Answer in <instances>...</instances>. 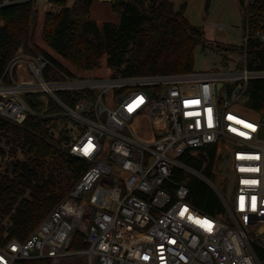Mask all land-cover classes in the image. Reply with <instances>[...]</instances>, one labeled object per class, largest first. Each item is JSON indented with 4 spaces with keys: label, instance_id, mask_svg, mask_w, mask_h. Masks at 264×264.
Here are the masks:
<instances>
[{
    "label": "built area",
    "instance_id": "1",
    "mask_svg": "<svg viewBox=\"0 0 264 264\" xmlns=\"http://www.w3.org/2000/svg\"><path fill=\"white\" fill-rule=\"evenodd\" d=\"M256 2L245 3L244 46L264 40V4L253 10ZM51 64L38 50L20 49L6 70L11 82L0 79V171L12 174L7 165L27 157L2 123L22 126L29 116L59 120L66 151L90 165L27 237L12 234L13 221L0 213V264L58 261L72 254L76 230L88 247L74 251L91 264H264V115L246 95L250 81L264 80V67L251 68L246 52L233 68L147 75L56 78ZM220 145L236 177L231 201L217 189L226 219L196 208L174 174L181 168L213 184L181 156Z\"/></svg>",
    "mask_w": 264,
    "mask_h": 264
},
{
    "label": "trees",
    "instance_id": "2",
    "mask_svg": "<svg viewBox=\"0 0 264 264\" xmlns=\"http://www.w3.org/2000/svg\"><path fill=\"white\" fill-rule=\"evenodd\" d=\"M0 0V79L11 82L6 71L20 49L36 50L50 60L56 78L61 72L78 75L65 67L50 52L35 44L34 1L2 5ZM59 9H44L43 39L79 71H88L107 57L115 75H147L194 70V50L208 46L201 26L186 16V5L179 9L173 0H111L120 21L98 23L91 17L94 0H49ZM245 8L246 0H240ZM264 0H257V10ZM210 0H207V7ZM223 49L247 53L251 68L264 67V40L251 37L247 46L226 45ZM247 105L264 115V80H252L247 90ZM28 99L33 103L34 97ZM143 123L150 125L147 119ZM59 120L29 116L22 126L3 122L4 134L25 148L23 161L7 165L12 174L0 171V213L13 221L10 231L27 237L72 190L89 168V163L66 151ZM142 135V133H141ZM188 150L181 161L212 180L217 162L216 146ZM176 178L190 188L189 200L200 211L226 219V207L219 192L204 178L176 168ZM88 247L85 235L76 230L69 249ZM264 261V250L259 252ZM53 259H25L14 264H51Z\"/></svg>",
    "mask_w": 264,
    "mask_h": 264
},
{
    "label": "rangeland",
    "instance_id": "3",
    "mask_svg": "<svg viewBox=\"0 0 264 264\" xmlns=\"http://www.w3.org/2000/svg\"><path fill=\"white\" fill-rule=\"evenodd\" d=\"M177 9L186 5V16L195 25L204 30L208 46L198 45L194 50V70L205 71L221 68H233L239 64L241 53L238 50L223 49L226 45L239 46L242 44L241 35L244 29L245 8L240 0H173ZM73 0L70 1L72 3ZM44 9L38 10L34 30V42L59 59L62 64L76 74H91L109 76L111 68L107 64V57H102L100 64L88 71H79L65 57L51 48L43 39ZM91 17L98 23L120 21V14L113 9L111 0H94L90 10ZM230 151L231 147H225ZM220 145L217 152V162L214 166V175L211 184L219 189L228 200L235 194L236 177L232 171V164L223 153ZM91 191L87 193V196ZM89 200V198H87ZM80 231V230H79ZM68 256L53 261L51 264H91L88 254L81 251L68 250Z\"/></svg>",
    "mask_w": 264,
    "mask_h": 264
},
{
    "label": "crops",
    "instance_id": "4",
    "mask_svg": "<svg viewBox=\"0 0 264 264\" xmlns=\"http://www.w3.org/2000/svg\"><path fill=\"white\" fill-rule=\"evenodd\" d=\"M175 4H176V3H175ZM176 8H177V6H176ZM22 69H23V67L21 66V67H20V71H21Z\"/></svg>",
    "mask_w": 264,
    "mask_h": 264
},
{
    "label": "water",
    "instance_id": "5",
    "mask_svg": "<svg viewBox=\"0 0 264 264\" xmlns=\"http://www.w3.org/2000/svg\"><path fill=\"white\" fill-rule=\"evenodd\" d=\"M221 85V84H220Z\"/></svg>",
    "mask_w": 264,
    "mask_h": 264
}]
</instances>
